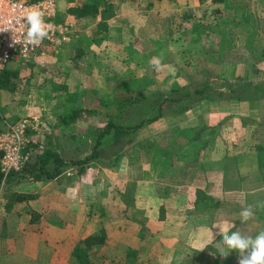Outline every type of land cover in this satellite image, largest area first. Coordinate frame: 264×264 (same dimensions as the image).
<instances>
[{"label": "crops", "instance_id": "1", "mask_svg": "<svg viewBox=\"0 0 264 264\" xmlns=\"http://www.w3.org/2000/svg\"><path fill=\"white\" fill-rule=\"evenodd\" d=\"M112 1L115 13L107 19L110 43L120 46L117 50H124L129 59L137 51L129 45L141 38L151 39L152 50H145L149 52L146 54H163L165 62H173L176 53H197L191 42L202 35L200 16L209 7L208 2L212 7L217 5L213 0ZM191 13L196 14L193 20L186 17ZM196 58H200L198 53ZM107 59L98 61L96 67L106 69ZM22 63L26 61L14 59L5 70L18 69L22 77ZM255 64L251 72L244 64L235 74L256 79L263 70ZM14 89L0 86V132L15 122V117L30 112L26 106L15 104ZM211 101L225 110L236 106L238 112L213 123L185 122L162 140V136L153 135L152 140L169 145L168 149L154 147L152 151L154 160L164 168L160 175L148 172V165L133 159L135 153L146 152L141 148L123 154L120 164L109 170L125 180L120 183V192L110 193L115 198L106 204L105 212L97 213L94 205L96 201L103 203L111 186L101 187L100 181L87 178L92 166L77 178L71 174V167L54 178L35 179L30 171L24 177L13 176L0 194V264H81L74 247L99 229L105 230L106 242L94 245L98 257L93 264H194L215 258L217 249L223 248L216 226L234 224L246 229L244 235L264 230V219H260L262 227L255 228L257 219L242 224L239 218L242 208L264 199V149L257 146L264 144V133H260L264 119L259 115L253 117L255 120L239 119L244 114L240 110L249 108L253 100ZM228 117L234 120H225ZM34 121L37 124L39 120ZM251 124L256 128L249 132ZM54 142L66 158L83 157L65 153L61 139ZM90 204L94 212L85 213ZM118 204L122 207L120 214L106 212L107 206L113 210ZM230 205L236 207L226 214L225 208Z\"/></svg>", "mask_w": 264, "mask_h": 264}, {"label": "rangeland", "instance_id": "2", "mask_svg": "<svg viewBox=\"0 0 264 264\" xmlns=\"http://www.w3.org/2000/svg\"><path fill=\"white\" fill-rule=\"evenodd\" d=\"M76 1L77 0L62 1L60 12L64 14L69 4ZM250 2V7L252 11L255 12L254 16L261 15L264 19V1L250 0ZM208 4V8L213 9L212 2H208ZM67 16L68 20L75 22L77 28L73 43L66 44V46L64 45L63 47H52L47 49L43 57L37 54V56L30 60H25L26 63L20 65L23 76L19 79L13 78V84H15V89L13 91L15 95V104L26 106L30 109L29 113L19 115L17 118L15 117V121L20 118H29L33 122L29 132L35 138L42 141L43 147L47 146L49 139H51L52 142L61 139L65 153L84 156L91 151L95 142L96 131L110 119V115L105 113H86L79 117L75 123L66 127L60 120L61 114L64 110H69L71 107L77 105L90 107L99 103L111 102L116 93L128 92L135 88L148 90L158 85L167 87L173 83H178L180 85L185 84L191 77L190 73L194 74V80H202L207 78L202 71V69L204 70L205 68L209 73L208 78L216 85L226 83L225 80H228L233 86H243V83H246V81L250 79L246 74H235V70L243 69V65L245 64L244 59L247 57L245 56L246 54L244 56H240L239 54L240 51L242 54L247 52V50L243 51L246 45V34L239 29L237 30L236 38L233 39V42H231L232 45H230L232 47L229 49L231 57L228 56L227 59L225 56L221 61H212L210 59L203 60L201 57L196 58L197 53L194 51H191L190 54L176 53V55H174L176 59L173 60V62L163 61L162 67L156 70L151 68L148 64L150 58L157 56L156 52L154 54H146L149 52L145 51L152 50L153 43L151 44V39L141 38L142 41L140 40L138 43L129 45V48L136 49L137 51L131 54L133 55L130 57L131 59H127L126 57L129 56L124 53V50L123 52L117 50L120 46L117 48L115 43H110L111 39L107 34L108 21H106L107 27L105 30L96 32L94 30L96 27V22H94V20L83 19L77 24L72 15L67 14ZM263 26H261L262 29L259 30V38L257 39L261 40L262 37L264 38ZM114 39V41L119 44L118 40H116V38ZM257 39L255 42H258ZM134 41L136 42L137 40L135 39ZM140 49H143V51H139ZM259 49L258 47V50ZM128 51L130 52V49ZM162 56L164 55L162 54ZM254 56L257 58H254L251 54L248 55V57L256 59L254 60L256 61L255 67L259 68V70H263L262 73L256 76V79L259 80L264 78V57H261L260 54ZM105 57L108 58L107 62L109 65L106 69L101 70L97 68L96 65H98V61L99 63L102 62ZM93 61H95L96 64ZM237 65L240 66L237 67ZM188 100L189 98H185L183 101L184 103L177 101L167 103L165 115L157 121H152L141 128L133 143L125 147L124 151H129V154L138 148H141L144 152L146 151L145 153L140 151L142 154L135 153L133 159L136 160L138 158L141 162L145 163L146 166L148 165V172H156L160 175L161 171L164 170L161 166L162 164L160 165L159 162H156L157 159L154 160L155 156L152 157L154 148L150 149L147 144L143 145L146 141L152 139L153 135H157L158 137L162 136L159 137L160 140H162L166 135L176 132L185 122L196 123L202 121L213 123L217 120H221V118L225 117L228 113L238 112L236 106L229 108V110H225L218 108V105L211 100H209L210 102L208 103L206 98L193 104L192 107L187 110H181ZM253 101H255V99ZM240 111L244 112L243 115H252L250 118L245 115L247 117H245L244 120H255L258 115L264 119V98H259L249 106V108L246 107ZM243 115L239 118L240 120H243ZM139 119L140 115L138 114L118 118V120L121 121L130 120L131 122H136ZM34 120H39V123L36 122L37 124H34ZM225 120L234 119L228 117ZM255 128V125L251 124L249 132ZM260 128L261 127H259V129ZM260 133H264V130L260 129ZM261 135L263 134H260V136ZM258 138L260 139L263 137ZM108 143L109 137L105 139V145H108ZM162 144V141L157 143L158 147ZM165 148H169V145ZM156 149L160 150V148ZM122 158L123 157H121V160ZM121 160L117 164L99 162L88 171L89 175L87 178L91 179L92 182L97 183L100 181L101 187L105 185L108 187L111 186V188L106 189L107 194L103 203L96 201L94 207L97 213L105 212L106 204L114 200L115 197H111L112 195H110V193L116 194V192H120V183L125 179L120 177V174L118 175L116 171V174L111 173L112 171L109 169L119 165ZM72 176L73 175H71V177ZM75 177L77 178L78 174H75ZM260 200L261 199H257V202H264V199L262 201ZM232 207L234 206L230 205L225 208L226 214ZM86 208L85 213L86 211L94 212L93 204L86 206ZM107 208L108 211L106 212H111L112 215H118L122 212L120 204L113 205V210L108 206ZM258 212L259 210L257 209V218H254L257 220L253 225L255 228L262 227V222L260 220L262 218H260ZM236 230L240 231L243 235L247 232L246 229L235 226V230L233 231ZM230 231H232V229ZM214 254L217 255V253ZM228 256L233 258L234 264H238V252L233 251Z\"/></svg>", "mask_w": 264, "mask_h": 264}, {"label": "trees", "instance_id": "3", "mask_svg": "<svg viewBox=\"0 0 264 264\" xmlns=\"http://www.w3.org/2000/svg\"><path fill=\"white\" fill-rule=\"evenodd\" d=\"M213 3L217 4L213 9H203L204 13L200 16V19H203V32L197 40L191 42L192 47L197 51L198 57L203 58V60L221 61L225 56L227 59L228 56L231 57L229 49L232 47L230 45H232L233 39L236 38V33L239 29L246 34L247 38L245 50H243H247V52L242 54L240 51L239 54L240 56L246 54L245 56L247 57L244 59L245 68L251 72V65L256 62L254 58H257L254 55L260 54L261 57L264 56V38L262 37L261 40L257 39L259 38V30L262 29L261 26L264 24V19L261 15L254 16L255 12L250 7V0H213ZM114 8L112 0H77L67 8L64 14L59 12L57 18L67 20V14H70L74 17L77 24L80 23V20L91 19L96 22L94 30L102 32L107 27V19L115 13ZM195 15L191 13V15L188 14L186 17L193 20ZM256 39L258 42H255ZM67 43L60 47L66 46ZM258 47L260 48L259 50ZM249 54L254 58L248 57ZM202 71L207 77L202 80H194V74H192L189 81L185 84L173 83L167 87L158 85L148 90L135 88L128 92L116 93L111 102L99 103L90 107L77 105L69 110H64L60 117L64 125H69L86 113H105L110 115V119L96 131L95 142L91 151L85 156L66 158L62 152L56 150L50 139L48 146L37 151L36 159L29 162L22 171L10 173L6 183L13 176L24 177L27 171H30L35 179H47L60 175L70 167L72 168V170L70 169L71 174L81 175L86 172L88 167L96 166L99 162L108 164L119 163L123 154H126L127 150L124 151L125 147L133 143L138 131L148 123L165 115L168 102H183L185 98H189L181 108V110H187L204 98L209 100L237 98L251 101L264 97V78L257 80L248 75L250 79L243 83V86H233L228 80H225L226 83L216 85L208 78V71L203 69ZM19 74L18 69H4L0 74V86L15 88L13 78L19 79ZM132 114L140 115V119L136 122L118 120L119 117L124 118ZM245 117L243 116V120ZM107 137H109V143L105 145ZM157 143L158 141L149 139L143 145L147 144L150 149L167 147V143L160 145L161 147H158ZM257 146L261 150L264 149V144H258ZM1 183L2 174L0 171V186ZM213 205L210 204V207ZM258 214L260 218L264 219V211L259 210ZM233 230H235V227ZM218 237L220 240L222 239L221 235ZM105 242V230L99 229L81 239L74 247L73 252L78 256L81 264H93L98 257L94 245L104 244ZM210 248L214 249L213 246H210ZM216 253L215 258L194 264H234L231 256L222 258L218 251Z\"/></svg>", "mask_w": 264, "mask_h": 264}, {"label": "built area", "instance_id": "4", "mask_svg": "<svg viewBox=\"0 0 264 264\" xmlns=\"http://www.w3.org/2000/svg\"><path fill=\"white\" fill-rule=\"evenodd\" d=\"M60 1L0 0V74L14 59L30 60L38 53L45 54L47 46L60 47L74 39L75 22L57 18ZM33 7L44 11L46 23L51 25L49 37L39 46L21 42L27 30L24 16ZM32 124L29 118H20L0 132V194L10 173L22 171L37 151L44 148L42 141L30 134Z\"/></svg>", "mask_w": 264, "mask_h": 264}, {"label": "clouds", "instance_id": "5", "mask_svg": "<svg viewBox=\"0 0 264 264\" xmlns=\"http://www.w3.org/2000/svg\"><path fill=\"white\" fill-rule=\"evenodd\" d=\"M27 26L25 40L21 41L31 46H39L44 39L49 37L51 25L46 23L45 13L39 8L33 7L24 16ZM14 40V39H13ZM163 56L157 55L149 59L148 64L151 68L159 70L162 67ZM264 211V202L256 205H248L240 211V220L246 224L255 218L256 210ZM219 228L222 236L221 243L223 248L217 249L219 255L224 258L231 252L239 253L238 264H264V230L255 235H243L240 231H231L235 225ZM230 233V234H229Z\"/></svg>", "mask_w": 264, "mask_h": 264}]
</instances>
